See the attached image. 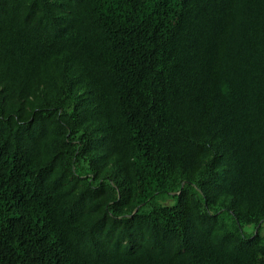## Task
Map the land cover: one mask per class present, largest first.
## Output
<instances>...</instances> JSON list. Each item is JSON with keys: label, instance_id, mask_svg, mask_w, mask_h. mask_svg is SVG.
Segmentation results:
<instances>
[{"label": "trees", "instance_id": "obj_1", "mask_svg": "<svg viewBox=\"0 0 264 264\" xmlns=\"http://www.w3.org/2000/svg\"><path fill=\"white\" fill-rule=\"evenodd\" d=\"M263 224L264 0H0V264H264Z\"/></svg>", "mask_w": 264, "mask_h": 264}, {"label": "rangeland", "instance_id": "obj_2", "mask_svg": "<svg viewBox=\"0 0 264 264\" xmlns=\"http://www.w3.org/2000/svg\"><path fill=\"white\" fill-rule=\"evenodd\" d=\"M245 231H247L248 233L252 232L253 231V228L250 227V228H246ZM256 233V232H255ZM262 234L264 235V224L262 226Z\"/></svg>", "mask_w": 264, "mask_h": 264}, {"label": "water", "instance_id": "obj_3", "mask_svg": "<svg viewBox=\"0 0 264 264\" xmlns=\"http://www.w3.org/2000/svg\"><path fill=\"white\" fill-rule=\"evenodd\" d=\"M258 233V231H256V234Z\"/></svg>", "mask_w": 264, "mask_h": 264}]
</instances>
